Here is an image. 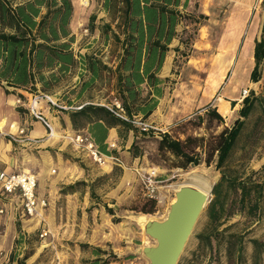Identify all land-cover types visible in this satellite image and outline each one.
<instances>
[{
  "label": "rangeland",
  "instance_id": "obj_1",
  "mask_svg": "<svg viewBox=\"0 0 264 264\" xmlns=\"http://www.w3.org/2000/svg\"><path fill=\"white\" fill-rule=\"evenodd\" d=\"M77 1L91 8L88 0ZM221 1L215 0L214 7L210 9L213 16L206 21L212 34V49L200 55L201 61L197 57H192L200 61L197 62L199 64L195 68L191 65L183 68L179 84L173 92V98L164 99L156 115L159 116L166 111V115L171 116L173 121H187L181 127L175 126L178 122L167 127L169 133L176 138L184 139L192 135L204 136L207 140L211 135L219 133L224 127L235 122L239 117L238 110L244 97V89L248 90L247 94L254 90L260 100L256 101L253 111L246 119L243 131L229 157V166L235 171L232 172L233 175L243 178L252 176L256 181L264 183V89L262 86L264 70L259 82H251L249 72L254 65V59L250 58L245 72L241 75L237 74L229 85L232 92L228 94L224 92L236 61L239 59L241 47L247 31L251 28V20L255 13L261 16L255 38L261 34L264 8L262 0H225L229 6L225 13L226 8ZM87 8L81 10V17L89 14L90 9ZM230 9L231 13L235 11L236 15L241 14L238 17L241 20H233L231 17L230 28L227 33H223L224 18ZM227 39L229 44H233L234 50L229 54H233L234 59L232 63H227V76L221 78V72L226 67L223 68L222 64L227 51L218 43L225 44ZM193 43L194 40L188 46L181 43L185 50L181 52L180 59H186L187 54H191ZM184 63L185 60L181 63L177 61L176 71H179ZM216 72H218L217 75ZM53 100L57 101L55 98ZM209 107L218 109L224 117L222 122L207 116ZM72 147L68 145L60 149L59 152L62 154L43 174L42 185L38 184L37 189L40 193L47 190L51 181L65 173V181L69 179L72 182L58 186L63 193L78 192L76 201L68 205L63 196H60L57 200L59 205L56 207L53 203L54 198H51L48 192L50 195L48 205L37 217L18 218V238L10 256L11 258L14 255V260H9L7 264H18V261L24 264H88L87 260L93 257L94 247L113 251L118 257L115 264H148L149 260L143 254L142 248L154 245L156 241L145 233L144 224L148 220H163L167 216L170 204L175 197V186L188 182L187 174L197 168L199 174L209 178L208 186L203 189L208 191L211 200L212 187L221 176L215 162L209 165L204 162L207 155L204 150L200 152L203 161L198 166H190L187 169L149 166L142 164L140 159L139 164L134 168L125 164L124 166L114 164L111 171L108 167L110 161L100 165L85 151L74 150ZM62 157L75 164L76 167L72 165L75 170L70 164H63ZM137 167L144 170L155 169L158 173L157 198H152L157 203L152 213L142 211L143 205L150 198L146 196L135 171ZM70 185H74L73 189L69 188ZM118 193L122 195L121 200L116 195ZM210 200L199 215L177 264H253L254 246L251 239L257 238L264 241V194L261 199L260 214L255 216L244 210L230 216L220 226L218 240L214 242L212 249L200 246L197 237L208 224L207 207ZM75 204L79 206H74ZM105 205L114 209V216L109 215ZM149 205L147 204L146 207L149 208ZM42 229L48 232L44 237L40 236ZM108 233L121 235L122 238L116 245L100 242L107 238ZM235 235L243 237L241 255H239V243L235 242ZM88 239H96L99 243L89 242ZM80 243H88L90 246L81 248ZM198 253L202 256H197ZM260 264L264 262L261 260Z\"/></svg>",
  "mask_w": 264,
  "mask_h": 264
},
{
  "label": "trees",
  "instance_id": "obj_2",
  "mask_svg": "<svg viewBox=\"0 0 264 264\" xmlns=\"http://www.w3.org/2000/svg\"><path fill=\"white\" fill-rule=\"evenodd\" d=\"M96 2L100 10L107 14L110 22L98 23L97 14H91L87 24L88 34L95 31L97 26L108 32L112 29L111 22L116 19L118 20L116 28L130 31L124 39L117 33H113L112 37H105L106 41L112 38L114 43L128 45L118 65V68L123 66L129 71L125 77L128 85L134 82L141 83L144 78H147L149 83L157 84L159 78L156 72L160 69L168 50L167 44L178 35L180 43L188 46L194 40L199 26V18L194 12L182 11L179 7L182 4L184 9L188 0L183 3L181 0H96ZM262 6L264 8V0ZM73 12L72 0H0V87L4 88L6 94H15L17 98L22 99L24 105L19 106L21 111H30L27 104L34 95L52 96V90L66 78L77 62L72 49L75 36L70 28ZM178 24L181 27L178 28ZM130 46H136L135 51ZM144 46H151L147 50L145 61ZM253 57L254 65L249 72V79L257 83L262 79L264 70V15L261 34L255 38ZM87 60L90 67L99 62L91 56L87 57ZM262 86L264 89V83ZM18 89L24 90L27 94L20 91L16 93ZM118 99L122 102L127 115L134 119L136 116L130 111L127 102L120 97ZM259 100L255 91L251 90L243 97L238 110L239 117L235 122L224 127L219 133L211 135L207 140L204 136L188 135L181 139L169 132L157 135L153 130L141 131L133 123L115 116L105 105L90 103L80 110L70 112L75 121L81 120L82 116L93 120L86 134L90 135L98 148L106 154L110 153L105 143L109 127L116 124L131 126L137 135L129 148L128 164H132L130 163L132 159L138 158L142 159V164L149 166L187 169L190 166H198L203 161L201 150L206 151L204 162L207 165L215 162L221 176L212 187V198L207 207L208 224L197 237L200 246L212 249L214 242L218 240L220 226L230 216L244 210L257 216L261 211L264 183L256 181L252 176L243 178L233 175L232 172L235 171L229 166V157L243 131L246 119ZM48 103L52 106L50 102ZM156 105V100H149L146 106L141 108L144 114L142 118L149 116ZM58 110L69 112L70 109ZM207 116L220 122L224 119L216 107H209ZM142 118L139 120L144 121ZM186 122L180 121L175 126H184ZM73 187L74 185L69 186L71 189ZM156 203L155 199L150 198L143 205L142 211L152 213L156 209ZM147 204H150L149 208L146 207ZM105 208L108 213L114 215L112 207L105 205ZM235 242L239 243L241 255L243 237L235 235ZM251 242L254 246L253 264H260L261 260L264 262V241L254 238ZM89 246L88 243H80L81 248ZM197 256L202 254L198 253ZM117 258L111 250L94 247L93 257L88 259L87 263L111 264L117 261ZM13 260L14 255L10 258V261ZM18 264L24 263L18 261Z\"/></svg>",
  "mask_w": 264,
  "mask_h": 264
},
{
  "label": "crops",
  "instance_id": "obj_3",
  "mask_svg": "<svg viewBox=\"0 0 264 264\" xmlns=\"http://www.w3.org/2000/svg\"><path fill=\"white\" fill-rule=\"evenodd\" d=\"M72 1L74 12L70 28L72 34L75 36L72 43V49L77 58V62L68 72L66 78L52 90V97L57 99L60 103L72 104L75 108L68 110L69 112L59 111L55 106H50V104L43 99H41L38 104V109L50 120L53 131L56 134L55 137H46L49 131L48 128L41 121L35 119L30 112L21 111L19 105L16 104L17 97L15 94H6L4 88L0 87V171L4 170L9 173L33 170L37 175L39 186L42 185L43 174L48 171L49 166H52L55 160L59 159V155L62 154L59 152L61 148L65 146L68 147L69 145L73 146L72 148H74V150H77V148L70 142V136L76 133L86 134L90 129L91 121H93L92 119L87 118V116H82L81 120L79 119L78 121H75L73 120L70 111L80 110L84 105L90 103L106 106L113 101L114 98L120 97L127 102L130 111L136 116L135 118L140 119L144 116L141 108L145 107L149 100H156L157 105L154 110L149 116L142 118V120L148 124L167 128L178 121H173L171 116L166 115V111L159 116L156 115L161 108L162 101L166 98H173V92L175 91L177 84H179V78L182 75L183 68L187 65L194 66L195 68V66L199 64L197 62L202 60V58L200 59V55L210 51L213 47L212 34L206 21L213 16L210 13V9L214 7L215 0H188L184 9L182 4L179 7L182 11L194 12L199 18V26L194 38V43L192 44V49L190 51L191 54H187L186 59H180V54L185 49L180 43L178 35H176L172 41L167 44L168 50L165 52L160 69L156 72L159 82L157 84L153 82L149 83L147 78H144V81L141 83L134 82L133 84L128 85L125 81V77L128 75L129 71L125 70L123 66L119 67L120 69L118 68L123 53L128 45L121 42L114 43L112 38L107 39V42L105 37H112L114 35L113 33H117L120 35L121 39H124L126 35H129L130 31L128 30L126 32L123 29L116 28V22L118 21L116 19L114 22H111L112 29L108 32H105L101 27L97 26L95 31L88 34L89 31L87 30V24L91 14H97L96 22H100L101 24L110 22V19L105 12L100 10L96 0H88L91 8L81 5L79 1ZM181 1L182 3L185 2V0ZM221 3L224 4L226 13L229 9V6H227L228 3L225 0H222ZM85 8L90 9V12L87 16L81 17V10ZM201 15L204 17H201ZM255 15L257 19L255 24L250 28V30H253L251 41L252 59H254L253 50L255 36L258 32L261 19V16L258 13H255L253 17ZM239 16H241V14L236 15L235 11L231 13L230 9L226 18H224L225 24L222 28V32L227 33L232 21L230 19L231 17L233 20H241L238 18ZM179 27H181L180 24H178V28ZM249 31H247V33ZM82 38L83 40L80 42V39ZM164 41L163 38L162 42L164 43ZM218 44L224 46V49L227 51L222 64L223 68L226 66L224 68L225 72L224 69L221 72V78H225L228 69L227 63H232L234 59L233 54L231 55L229 52L232 53L234 47L233 44H229L228 39L225 44ZM130 48L135 51L136 46H130ZM150 48L151 46L143 47V61H145L147 50ZM89 56L99 61L98 63L96 62L94 67L89 66L90 62L87 60V57ZM192 57H197L200 61L193 59ZM183 60H185L184 65L179 71H176L175 65L177 61L178 63H181ZM217 73L218 72H216V75ZM225 73L226 75L224 76ZM119 78L121 79L119 80ZM19 91L27 94L21 89H18L16 93ZM224 92H226V94L232 92L231 88H229V83L226 85ZM93 119L95 120V118ZM10 123L25 126L28 134L34 138H38L39 142L32 145L13 143L8 136L5 135V132L10 131ZM158 133L159 132L156 134ZM136 135L137 132L131 126L116 124L109 127L108 135L105 139V143H107L110 151L109 154L120 157L125 165L133 168L137 165L138 158H134V160L132 159V161H130L132 164H128V157L130 156L129 148L134 142ZM62 163L65 165L70 164L75 170L74 166L76 167V165L68 159L64 160L62 157ZM89 164H91V162ZM109 164V170L112 171L114 164L116 163L110 161ZM64 177L65 173H63L60 178L53 180L54 182L51 181L50 187L41 193L38 192L37 189L38 198H45L48 201V197L50 196L48 195V192H50V197L54 198L53 203H55L56 207L59 205L57 200H59L60 196H63V199L68 202V205H70V203L74 204L78 197V192L73 191L63 193L61 192V187L58 186L59 184H69L72 182L69 179L65 181ZM116 195L119 200H121V193ZM74 206L79 205L75 204ZM109 215L114 216L115 214ZM23 217L27 216L21 208L19 192L14 191L8 193L2 189L0 183V264H7L10 260V256L16 246V239L18 238L17 220L18 218L23 219ZM120 238H122L121 235H112L111 233H108L107 238L100 240V242H110L113 245H116ZM88 241L99 243L96 239H88ZM111 264H115V262Z\"/></svg>",
  "mask_w": 264,
  "mask_h": 264
},
{
  "label": "built area",
  "instance_id": "obj_4",
  "mask_svg": "<svg viewBox=\"0 0 264 264\" xmlns=\"http://www.w3.org/2000/svg\"><path fill=\"white\" fill-rule=\"evenodd\" d=\"M248 93L247 89H244V96ZM41 99L50 102L57 109H72L75 108L73 105H67L66 103H60L59 101L53 100L51 95L38 96L34 95L29 100L27 104L29 107V112L33 117L41 121L47 128L48 138L55 137V132L53 131L52 124L48 117L43 114L38 109V104ZM17 105H24L22 99H16ZM106 107L117 117L122 120L133 123L138 126L141 131L153 130L154 132L164 133L169 132L168 128H162L157 125L148 124L136 118H131L127 115L122 102L118 98H114ZM10 131L5 132L10 141L20 145H32L39 142L38 138L30 136L27 132L25 126L16 123L9 124ZM70 142L82 151H85L87 155L96 163L100 165L106 164L108 161H113L118 165L124 166L123 161L120 157L115 155H110L102 152L98 146L95 144L93 139L84 133H76L70 136ZM135 171L140 179L146 196L149 198H157L156 193L158 189V173L155 169L144 170L142 168H135ZM0 183L4 191L10 193L18 191L21 198V208L27 217H37L41 210L48 205V201L45 198H38L37 195V175L31 170H23L16 172H6L4 170L0 171ZM47 231L42 229L40 233L41 237L47 235Z\"/></svg>",
  "mask_w": 264,
  "mask_h": 264
},
{
  "label": "water",
  "instance_id": "obj_5",
  "mask_svg": "<svg viewBox=\"0 0 264 264\" xmlns=\"http://www.w3.org/2000/svg\"><path fill=\"white\" fill-rule=\"evenodd\" d=\"M208 191L193 185H182L175 192L167 216L163 220H148L144 231L156 241L142 248L148 264H177L184 246L206 203Z\"/></svg>",
  "mask_w": 264,
  "mask_h": 264
},
{
  "label": "bare ground",
  "instance_id": "obj_6",
  "mask_svg": "<svg viewBox=\"0 0 264 264\" xmlns=\"http://www.w3.org/2000/svg\"><path fill=\"white\" fill-rule=\"evenodd\" d=\"M256 15L254 18L251 20V26L255 24L256 21ZM252 36H253V30H250L247 33V37L244 40V43L241 47V51L239 53V59L235 65V68L232 71V75L229 77V85L232 83L234 78L237 76V74L241 75L242 73L245 72L249 62L250 58L252 57V52H251V41H252ZM253 63V62H252ZM235 83V82H234ZM231 115V113H230ZM195 168L192 170V172L188 173L186 176V179L188 182H183L180 185L175 186V192L182 186V185H193L196 186L202 190H205L203 188L207 187L209 184V178L204 177L199 172H197ZM174 186V185H173ZM170 192V191H169ZM175 196V195H174ZM175 200V197L173 198L172 202Z\"/></svg>",
  "mask_w": 264,
  "mask_h": 264
}]
</instances>
